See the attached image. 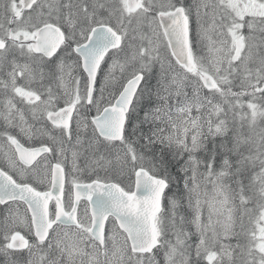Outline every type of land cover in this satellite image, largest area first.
<instances>
[{"label": "snow or ice", "instance_id": "snow-or-ice-1", "mask_svg": "<svg viewBox=\"0 0 264 264\" xmlns=\"http://www.w3.org/2000/svg\"><path fill=\"white\" fill-rule=\"evenodd\" d=\"M0 264H264V0H0Z\"/></svg>", "mask_w": 264, "mask_h": 264}]
</instances>
